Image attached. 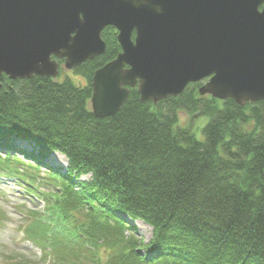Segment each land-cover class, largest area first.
Returning a JSON list of instances; mask_svg holds the SVG:
<instances>
[{
    "label": "trees",
    "instance_id": "trees-1",
    "mask_svg": "<svg viewBox=\"0 0 264 264\" xmlns=\"http://www.w3.org/2000/svg\"><path fill=\"white\" fill-rule=\"evenodd\" d=\"M101 37L105 51L74 67L84 86L0 75V170L44 198L25 228L42 264H264V101L202 96L198 82L143 103L134 87L116 114L96 117L92 75L121 49L113 26ZM180 111L207 117L203 139L179 124ZM54 152L65 171L49 164ZM18 154L58 189L19 173ZM136 220L152 229L147 243Z\"/></svg>",
    "mask_w": 264,
    "mask_h": 264
},
{
    "label": "water",
    "instance_id": "water-1",
    "mask_svg": "<svg viewBox=\"0 0 264 264\" xmlns=\"http://www.w3.org/2000/svg\"><path fill=\"white\" fill-rule=\"evenodd\" d=\"M110 25L121 49L92 75L96 117L130 88L155 104L204 80L202 96L264 101V0H0V75L55 78L56 59L73 69L102 54Z\"/></svg>",
    "mask_w": 264,
    "mask_h": 264
},
{
    "label": "rangeland",
    "instance_id": "rangeland-1",
    "mask_svg": "<svg viewBox=\"0 0 264 264\" xmlns=\"http://www.w3.org/2000/svg\"><path fill=\"white\" fill-rule=\"evenodd\" d=\"M58 74L55 77L57 81L70 79L79 86L86 84L85 79L75 73L73 69H66L62 63L59 65ZM90 107V103H88ZM179 124L183 127H191L192 132L198 139H203L202 127L207 121L206 116L191 117L186 112L178 113ZM20 148H29L25 142H18ZM18 162L12 160V164L19 169V173L31 172L36 175L35 185L39 190L45 193L58 189L56 183L51 182L48 175V169L40 166L38 169L32 168L27 162L28 159L22 154H18ZM65 157V156H64ZM49 164L60 168L63 172L67 166V159L60 156L48 157ZM18 175V174H17ZM22 175V174H21ZM88 181L89 175L81 177ZM38 192V191H37ZM46 208L44 198L37 194L33 195L28 190V184L15 175L9 174L6 170H0V264H12L13 261L23 262L25 264H42V252L39 246L26 237V226L33 218L35 213H42ZM81 219L86 217L79 215ZM136 227V233L139 238L147 243L152 237L151 227L142 220L133 222Z\"/></svg>",
    "mask_w": 264,
    "mask_h": 264
},
{
    "label": "bare ground",
    "instance_id": "bare-ground-1",
    "mask_svg": "<svg viewBox=\"0 0 264 264\" xmlns=\"http://www.w3.org/2000/svg\"><path fill=\"white\" fill-rule=\"evenodd\" d=\"M58 156H60L61 158L65 159V157L62 154L58 153V152L52 153V157H56L57 158Z\"/></svg>",
    "mask_w": 264,
    "mask_h": 264
},
{
    "label": "flooded vegetation",
    "instance_id": "flooded-vegetation-1",
    "mask_svg": "<svg viewBox=\"0 0 264 264\" xmlns=\"http://www.w3.org/2000/svg\"><path fill=\"white\" fill-rule=\"evenodd\" d=\"M62 61H63V60L59 59V62H58V63H59V64H62Z\"/></svg>",
    "mask_w": 264,
    "mask_h": 264
}]
</instances>
